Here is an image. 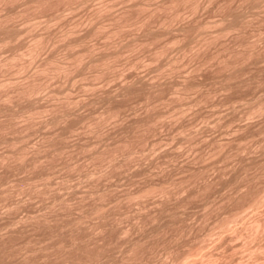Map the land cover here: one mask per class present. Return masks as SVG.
<instances>
[{
    "label": "rangeland",
    "instance_id": "rangeland-1",
    "mask_svg": "<svg viewBox=\"0 0 264 264\" xmlns=\"http://www.w3.org/2000/svg\"><path fill=\"white\" fill-rule=\"evenodd\" d=\"M108 1H109V3L111 1V4L113 3L112 7H111V11L109 9V11L111 13L114 11L117 12V10L120 11L121 8L124 9L126 6L128 7L135 0H132V1L131 0H118V1L117 0H108ZM108 1L106 0V2H108ZM203 1H204V3H203ZM216 1L217 0H215V1H213V0H200L201 7L198 8L199 9V10H197L198 13H197V11L194 14L191 12H186L185 14H183V16L185 15V17L180 16V18L176 19V21H174L172 23L170 33L172 32L173 34L171 33V36L174 35L175 31H176L175 34L178 33L177 27H179L178 25H180V23L182 24V22L184 20L189 19L187 21H184V22H189V21H192V20H190V18L195 19V18H199V17L202 18L201 20H205V21H209V20L211 21L212 19H213L212 21L219 20L224 11L216 9V5H215V4H217ZM21 2L23 3V0H18V2H17V0L16 1L11 0L12 4L9 3V4H7L9 6H7V5L5 6V5L1 4V1H0V15H3L5 13L4 11L9 9V7L11 10L14 9L13 12L18 11L19 12L18 14H20V15L17 14L13 17V19L11 20L12 21L11 25L14 24V27H17V29H18V27H19V29H20V27L21 28L25 27V29H26V27L29 26L28 27L29 29L28 28L26 29L28 31L22 30L23 28L20 29V33L14 39L15 41L14 40L11 41L12 43L9 42V44H7L6 46H5V44L4 45L0 44V63L3 59L5 60V58H8L11 56V51H13L12 50L13 48L17 49V47H18V50L20 51V53L23 52L22 50H20V48L21 49L23 48V50L25 51L26 46L29 45L28 43H31V41H32V39L30 37L33 38L32 35H34V36L38 35L37 34L38 32H39V34H42L40 32H44L46 35V34H48V32L46 33V30H48V31H50V33L52 32V33L58 34L60 32L59 29L65 30L66 28L70 29V27H71L72 30H74V29L76 30V31H74L73 34H75L77 32L78 35L79 34L81 35V33H84V30L86 33V29L88 30V28H90L91 25L89 27L86 26V25H89L90 23L88 24L87 18H84V17H86V16L88 17V15L91 13L90 10L95 9L96 7H98V5H102V3H104L103 0L102 1L101 0H91V1L88 0V1H86L85 5H82V6L80 5L79 7H78V5H76L73 7V9L72 8L68 9L62 5H58L59 8L57 6L58 10H56L58 12H56V11H54V12L58 13V15L59 14H61V15H59L57 19L54 18L52 20L50 17L51 12L53 13V10H55L56 7L53 8V10L52 9H48V10L46 9L44 11L39 10V12H38V10L37 11L35 10V12L33 14H31L32 15L30 17L31 19H29V21H26L28 23H25L24 16L21 14V13H23V8L25 7V5H23ZM88 2H89V5H88ZM97 2H98V4H97ZM209 2H211V3H209ZM10 4H11V6H10ZM202 4H203V6H202ZM121 5H123V6H121ZM262 5H264V3ZM91 7L92 8L94 7V8L92 9ZM262 7H258V8L252 7L253 9L249 8V9H247L246 12L248 15L250 14L252 16L251 18H254L255 16L258 18V16H260V14H262L264 16V7L263 8ZM4 8H7V9H4ZM113 9H114V11H113ZM59 10L61 11V13ZM23 14H25V13H23ZM195 14H197L196 15L197 17H194ZM250 15L248 18H250ZM49 18H50V20H49ZM47 20H49V22ZM77 20L78 21L84 20V22L82 23V21H80L81 23H79ZM40 21H42V22H40ZM253 21H254V19H253ZM71 22H73V23H71ZM106 22L104 21V26H105V28L108 29L109 26L106 27L107 25H105V24H108V22L107 23ZM260 22L261 21H259L257 19V22H252L253 26L249 25L246 28V29H248L247 31H245L246 33H244V35L245 34L246 35L245 36L243 35L245 39L247 38L250 41L253 39L252 42L259 36H260L259 38L261 39V35L264 34V22L263 23L261 22V24H260ZM33 25H34V27H33ZM71 25H74L75 27L71 26ZM152 25L156 28L158 27L157 24L152 23ZM260 25H262V26H260ZM64 26H65V29H64ZM153 26H152V28H153ZM260 27H261V29H259ZM105 28H104V30L102 29V32H99V33H101L100 34L101 36L97 35V34L95 36L93 35V36H91V38L90 37L87 38L88 40L86 39L87 41L85 43H83V45L80 44L78 46L82 47L81 49H83V47L88 46L87 45V43H88L89 47L92 46L93 47L92 50L94 49L95 52H97L98 49L100 48L99 52H97V53H100V51L103 50V48L106 49L104 47L105 46L104 43H105V41L107 42V39L105 40L104 33H103L105 31ZM138 28L135 25L127 26L125 28V31H124L125 34H124L122 40L123 41L126 40L127 42H129L130 39L132 40V38H134L133 36H135V34L137 36L138 35L137 33L141 32V29L140 28L138 29ZM62 30H61V32H62ZM256 30H258L257 32L260 33V35L258 33L257 34L255 33ZM195 31H192V32H195ZM44 33H43V35H44ZM170 33H168V37H170L169 36ZM73 34H72V36L74 37ZM194 34L198 35V32H195L193 34L190 33L191 37H195ZM82 35H84V34H82ZM257 35H259V36H257ZM166 36H164V37H166ZM124 37H127L128 40ZM19 38H21V39H19ZM235 38H236L235 34L233 36L232 32H227V33H225V35L220 36V38H217L219 41L216 39L218 42L215 40L216 42L214 41L213 43H211V45L209 44L208 47H211V48H208V50L210 49L211 50L210 52H213V51H215L214 48L215 49L217 47H218L217 49L221 48L222 45L219 47L220 44H223V46L228 44L227 45L228 47L233 46L234 48H236V45L238 46L239 44H238V40L236 39L237 40L236 41ZM259 38H257V39H259ZM262 38H264V37H262ZM116 39L114 38L113 41H115ZM163 39L164 38H162V40L161 39H158V40L152 39L150 41V43H148L145 46L146 48L144 47L141 49L142 51L140 49L134 50V51H125L120 57L117 58V60H118L117 63L119 62L120 64L118 63L119 65H117L114 68V70H111L113 73L111 71L109 72V75H112V76L108 79L98 78V77H95L94 75H93L94 76L93 77V76L89 75V74H91V72L89 70H88V72H90V73L87 72V74H88L87 78L88 79L85 78V76H83L81 74L79 75L78 74L79 71H77V70H76V72L73 71V73H71L69 78H66L68 76H66V77L62 76L59 78L58 77L59 75L57 76V75H52V74H50L48 77L47 76L42 77V75L41 76L39 75L40 78L42 77V82H44V84L47 85V87L45 85V87H46L45 91L46 92L48 90H52L55 88H56V90L60 91L61 90L60 88H62L61 93L64 96V94L66 93L65 91H63L64 88H65V90H68L67 88H69V89L72 88V92H71V89H70V92H71V94L74 93L75 97H77V98L78 97L79 98L85 97V102H83L84 99L80 98L82 100L83 104L81 103L82 105L80 104V105H78L79 107L77 106L74 108L76 114H77V112L79 114L76 115L74 113L75 115L71 114L69 116H65V118H64L65 121H63V118H62L61 119L62 123L59 121L60 124L58 122L54 123V121H51L52 122L51 123L49 121L50 115H48V114H46V115L43 114L42 116H41V114L35 115V116L33 115L32 117L30 116L31 118L29 116H23V115L22 116H16L15 118H13V123H12V121H10L12 119L10 118V120H9L10 116H7V114H6L7 112L3 113V114L0 113V115H2V116H0V122H2L0 126H2V124L5 126L6 122H9V121L11 122L8 125L6 124V126H5L6 128L4 126H2V128L4 127L5 130H3L4 128L0 130V132H1L0 137L3 134V136H5L4 139H6V142H5L3 137L0 138L1 140H4V142L0 140V161H1L0 162V264H32V263L33 264H162V263L163 264H174V263L175 264H183V263L184 264H190V263L194 264V262L196 261L194 259V257L195 256L197 257L196 254L199 253L198 250L200 251L199 255L202 254L201 253L202 251H203V253L206 252L207 254L206 253H205L206 255L204 254L206 257L210 256L209 254L212 253L211 257H213V259L210 258V260H211V262L213 261L212 262L213 264H216V263L220 264L221 261L223 262L224 259L225 260L227 259L230 261V263L227 262V264H240L241 261L244 264L246 263V261H247V264H254V263H256V260L255 261H253V260L256 259L258 256H259V258L262 256V254L260 256V254H258V253H261V252L264 253V251H263L264 250V247H263L264 246V242H263L264 233H262V232H264V229L261 228V230H259L260 233H258V234L256 233V235H258L259 237H256L255 235H253V236H255V238L253 237V239H252L254 241V243L252 240L249 242L247 241L248 239H251L252 236L249 235L251 238L248 236H245V238L247 237V239L245 240V238H243L244 236L242 237L243 234L242 235L239 234L241 231L242 232L244 231L243 229H246V227L245 228L242 227L243 224H242V226H239V224H241L240 223L241 219L242 220L244 218L246 219L248 216L250 217L252 215H255V217L258 216L261 218H262V216H264V208H263L264 206L261 205L262 203L260 204V206L262 208L260 206H257V208L259 209V211L257 213L259 214V212H260L259 215L255 214L253 212V210L257 211L258 210L257 208H256L257 210L248 208V209H245L243 211V213L241 215L242 217H240L237 221H232L229 223V225L231 224L232 227H234V226L239 227L240 232L236 231V233L238 232V235H236L234 233L236 228L234 229L233 232H231L233 229L230 225V228L232 229V230H230L229 225H228V229H225L226 231H220L219 232V231H216V229H215V230L211 231V233H209L210 235L207 234L206 238L204 237L205 238V240H204L203 234H205V233L202 230L205 231V229H204L205 227L203 228L201 226L202 225L204 226L206 224V226L209 225L206 228L207 229L210 228V224H214V222H215L214 218L216 219L217 215H220L222 213V212L219 213L220 212L219 210H221V207H222V206L220 207L219 205L221 203L223 204V201H224V204L227 202L226 201L227 199L224 200V198L228 197L229 194L230 195H234V193L236 194L237 191H238L237 193H239L242 189L246 188V187H244V186H246V184L244 183V180H240L239 178L236 179V176H238V175H241V176L245 175L246 172H244V171H243L244 173L240 172L241 170H244L242 168H244V166L246 165L247 167L245 166V169H246L247 173L249 174V171L252 170L250 172V176L254 175L255 172L257 171V168L253 164L252 161L257 160V163H258V161L260 162L262 160L261 162H263V160H264V152H263V148H264V146H263V144H264V114H262V116L261 115L260 116L259 115H253V118H252V115H250V116L242 115V114H244L242 112L245 111L247 108L245 103L248 102L247 99H249L251 97V95H253V93L255 95L264 94V65H261V66H263V68L258 69L259 65L262 64L260 61H258V62L255 61L256 62L255 63L253 59H252L253 62H251L249 59H248L249 61L246 60L247 62L246 61L244 62V63H246L245 66H244V64L242 65L243 66L242 69L245 68V71H243L241 69L243 74L239 73L241 75V76H239V78L240 77L243 78V76H245V79H246L248 77H251L252 75H256V73L258 72V74L259 73L261 74V75L259 74L260 76H263L262 78L259 77L260 83L257 82L256 84H254V83H251L249 85L247 84L248 87H247V85H243V86H241V89H240V87L236 88L235 89L236 91L234 90L235 93L230 92V96L228 94L229 91L226 92V90H224V92H226V94H228V95L225 94L226 95L225 96V95H223L224 93H222L223 89H218L219 83L217 84L218 88L216 87V89H218V90L217 91H216V89L214 90V88H215L214 86H216V85H214L215 81H213V80L216 77L218 78V76H219V71H215L217 69H216V66H214L215 65L214 62H212L214 65L211 63V60L210 61L207 60L208 64H207V62H204L205 64L204 63L200 64L201 61L198 60L199 58L195 59L196 57H193L196 53L195 48H197V46H194L196 40L193 43L191 42V45H193L192 46L193 49L191 48L192 50H190V52H188L189 57L187 54H185V55H187V57L183 56L181 52H180L181 54H178L179 51H177L178 49H177L176 45L170 44L168 42L167 43L168 46L166 45L168 48H167V50H165L166 57H169L168 59H171L170 57L177 58L178 55H180V56L177 58V60L175 62L176 67L173 70H171L172 72L167 71V73H165L164 75L163 74L160 75L159 72L157 71L158 66H159V65L157 66V64L164 62L167 58L164 57V55H165L164 54L162 56V58L156 57L155 59H151V52L149 50H151L150 45H152V46L155 45V44H151V43H153V42L156 43V41H157V43L158 42L160 43V41L163 42ZM194 39H197V36L195 38H193L192 40H194ZM55 40L56 39L52 40V42L54 41L53 43H49V45H46L43 49H41V51L38 52L36 57H33L35 61L34 60H32V61H34V63H30L32 61L29 62V60L33 59L32 56L30 55L31 56L30 57L28 54H24L26 52H23L24 55H23V58L21 56V59L23 60L25 58L24 59L25 61L23 60L25 62V66L20 68V70H19V68L16 69L15 67H13V66L10 67L9 65H7L6 67H3V68H2V66H0L1 67L0 68V79H1V81L2 80H3V82H4V80H5V82L7 81L6 82L7 84L6 83L5 84L8 85V87L10 84L15 85V84H19L22 81H28L31 79V76H32L31 73L34 72V69L36 71V69L39 67L38 62L42 59L45 60L46 58H48L50 56L49 54H51V55L56 54L61 58L65 57L66 56L65 54L67 53V47L65 48L64 42H62L63 40L62 41H60V40L55 41ZM110 40L112 41V39H110ZM165 40H166V38H165ZM262 40H264V39H262ZM126 41H124L123 43H126ZM257 41L258 40H256L255 42H257ZM261 41H259V42H261ZM259 42H258V45H261V43H264V41H262L260 44H259ZM14 43H15V45H17L16 47H15V45H13ZM22 43L23 44L27 43V45L24 44V46H25L24 47L22 45ZM84 44H86V45H84ZM230 44H231V46H230ZM10 46H12V47H10ZM240 46L241 45H239V48H240ZM46 47H48V48H46ZM147 47H149L148 48L149 50L147 49ZM108 49L110 50L113 48L109 47ZM108 49H107V51H108ZM74 50H77L76 47ZM78 50H80V49H78ZM68 52H69V49H68ZM192 52H195V53H193L194 55H192ZM7 54H8V56H7ZM148 54H150V55H148ZM27 55L31 59H28ZM149 56H150V59H149ZM65 58L66 59L63 58V60H67V57H65ZM134 58H136V59H134ZM184 58H185V60H184ZM129 59H130V61L131 60H138L137 64L131 65L129 62ZM22 60H20V61H22ZM26 60H28V61H26ZM160 60H164V61L159 62ZM197 61H200V62H197ZM26 62L27 63L29 62L30 64L26 65ZM40 62L42 63L43 61H40ZM0 65H3V64H0ZM197 65H199V66H197ZM36 66H38V67L36 68ZM248 66H250V67H248ZM29 67H30V69H29ZM214 67H215V69H214ZM14 68H15V70H14ZM155 68H157V69H155ZM250 69H251V71H250ZM257 69H258V71H257ZM116 70H118V71H116ZM253 71L255 73H253ZM114 73H115V75H113ZM216 73L218 76H215ZM250 73H253V74H250ZM29 74H31V75L29 76ZM249 74H250V76H248ZM190 75L192 78L194 77L193 80H195V77H196V81L201 80V82H203L202 89L204 88L205 90H207V89L204 86L207 84L208 88H209L210 87L209 84H211L212 83L211 81H213L209 90L213 89V91L217 92V93L216 94L212 93L213 95L211 96V100L209 99V100L205 101L204 103L201 102V103H197V104L192 105V102L190 103L191 100H189V99H192L194 97L192 95H196V93H194V94L192 93V94H190L191 96L188 97V99L186 98L187 100H189L187 103H186L187 100H185V99H183L181 102L177 101L176 103L179 104L178 106H177V104H175V102H174V105H172L173 103L170 104L167 102L166 103L164 102L163 104H162V102H155V104L156 103H160V104L153 106V108H151V112L153 113L154 111L157 110L156 112L162 113V111H163V113H162V116L161 115L155 116L153 118V116H147L150 113L149 112L150 109H147V107H145L146 103L144 102L145 101L144 96H143L144 92L142 90H141L142 92H140V90H139L132 97H130L129 100H127L126 102L123 101V103H122V101H121L122 106L120 108L121 113L119 116L110 117L109 119L105 120L106 122L103 121L102 124L100 125V128L99 127L95 128L96 124L92 123L93 121H91L92 117L95 120L97 119L99 121V118L101 119L103 117V116H101V113L104 111V108L106 107V104L102 103L103 101H101V102L99 100H97L95 102L92 101L94 98H96L95 95H97L98 97L101 96V95H99L100 89H102V91L104 92L105 91L104 89H106L109 86L108 89L109 90L114 89V90H112V92L113 91L115 92L120 88L118 86H121V84H123L122 83L123 81H124V83H126L128 80H130V81H128L130 83V82L136 81L138 79L141 80L140 78H142V81H140V82H143V78L144 79L146 78L143 83H147V84L149 82H151L150 84H152V82L155 84V83H158V81L160 82V80L163 82H164V80H169L168 82L166 81V83L165 82L163 83V85H165V84H169V82L171 83L172 80L174 82L175 81L177 82V81L182 80L183 77H185V76L189 77ZM207 77H209V79ZM135 78H137V79L134 80ZM197 79H199V80H197ZM106 80H107V82H106ZM151 80H153V81H151ZM205 80L209 81L210 83L209 82L207 83ZM88 81H89V83H87ZM154 81H156V82H154ZM261 81H263V82H261ZM84 83H86V84H84ZM12 85L10 87H12ZM82 85H84L83 87H85V85H86V87L91 86L92 89L90 87H89L90 89L85 88V89H88L85 91V90H83L84 89L83 87H82L83 89L81 88ZM94 86L97 90L94 88ZM49 87L52 89H48ZM53 87H55V88H53ZM117 87H118V89H116ZM164 87L167 88L168 86L166 85ZM45 91H42L36 97L37 101H39L38 103L36 101V103L38 105L44 106L47 103H49V100H50L49 104H51L52 98H48L49 100L47 99V97H48L47 95H49V97H50V93H48L49 92L48 91L46 96H44L46 93ZM102 91L100 92L101 94H102ZM61 93H59L60 94L59 96L62 98L63 96H61ZM240 93H241V96L243 94V97L240 96ZM74 94L72 96H74ZM165 94L167 96H169L168 92ZM217 94H218V97L216 96ZM233 94L234 95L237 94V96L238 97L240 96L241 98L240 97L239 98L234 97ZM93 96H95V97H93ZM215 96L217 98H215ZM221 96H222V98H221ZM227 96H229V97L227 98ZM244 96H246V97H244ZM247 96H249V98H247ZM44 97H46V98H44ZM218 98L219 99L221 98L222 100H219ZM225 98H226V100L233 98V101H231L232 99H230L229 101H224V103H221L223 100H225ZM94 100H96V99H94ZM218 101H221V102L217 104ZM236 101H237V103H236ZM244 101H246V102L244 103ZM25 102L26 101H24V104H25ZM179 102L182 103L181 106H180ZM215 102H216V104H214ZM248 103H247V105L249 106L250 103L249 104ZM169 104L172 106H175V107H170ZM199 104H200V106H199ZM127 105H128V107H127ZM179 106H180V108H182V109L179 108L180 111L181 110H184V111L179 113V111H178ZM243 106L246 107L245 110H243L244 109ZM174 108H175V110H174ZM176 108H177V110H176ZM183 108H185V109H183ZM231 108H233L235 111ZM221 109H223V110H221ZM160 110H162V111H160ZM173 110L175 112L177 111L179 115L177 114V112H176V115H174L175 112ZM241 110H243V111L240 112ZM195 111L198 114L195 113ZM232 111H234L236 115ZM89 113L92 114V116H90L91 119H88V118H90L89 116H85L88 119L87 120L83 115L84 114L87 115ZM145 113H147V114L145 115ZM5 114H6V116H5ZM81 114H82V116H81ZM182 114H183V116H182ZM81 117H83L82 120H81ZM146 117H148V118H146ZM145 118H146V120H145ZM150 118L152 121L150 120ZM31 119H32V122H31ZM253 119H255V120L253 121ZM4 120L5 121L9 120V121L5 122ZM135 120H136V122H135ZM138 120L139 121L141 120L142 122L148 121V123L146 124L147 125L146 128L150 127L149 129H147V131L148 130H150V131H148V132L145 131V133L142 135L143 141L140 139L139 140L140 145H138V147H139L138 151L140 153L135 152L133 155L129 156L128 158H129L130 162L128 161V163H127L128 159L125 158L126 156H123L120 152L115 153L117 156V157L115 156L116 160L114 159L115 163L117 161H118L117 163H119V164H115V165H113L114 160L110 159L111 162H110V160L108 161L109 158L108 159L105 158L104 157L105 155L100 157V158L92 157V156H94V152L97 153L98 151L100 152V150L103 151V149L106 151H109V149H114V147L117 144H120L121 141H119V140L125 138L126 135L130 133V131L134 127L132 124L137 123ZM149 122H151V124L153 126L151 124H149ZM63 124H67V125H65V127H64ZM68 124L69 125L71 124L70 128H71V126H73L71 128V130H69V131H67L68 129L66 130V127L69 126ZM91 125H92V127H91ZM130 126L132 127V129ZM246 126H249V127L246 128ZM96 129H99V130H96ZM152 129H154V130L151 131ZM62 132H65V133L61 135ZM126 132H127V134H126ZM241 132H242V134H241ZM124 133H125V135H123ZM59 135H60V137H59ZM235 135H237L239 137H237ZM241 135H242V137H241ZM186 136H187V139H186ZM51 137L52 138L54 137L55 141L51 140L52 139ZM61 137H64V138H61ZM12 138H13V140H12ZM182 138H183V141H182ZM7 139H9L10 142ZM44 140L46 141V143L48 142V145L45 143ZM227 140H230L232 142L236 141V146H238L239 144H243L242 142L244 141V147L241 145L240 149L238 151H236L234 143L231 144L232 142H230L231 147L232 146H234V147L231 150H229L230 146H228L229 148L228 147L227 148L229 151L234 150L233 153L236 156L234 154H232L233 156H230L227 159L226 158L224 159L223 153L225 152L224 150H225L226 146L222 150L223 153L219 154L221 151H219V150L217 151V149H219V147H217V144L219 142H226ZM43 141H44V145L46 144L48 147L51 145L50 141H54L55 146H54V144H52V146L49 147L50 149L47 148V146L43 145L44 148L46 147L44 150L48 153V155L50 154V150H54V149L58 150V148H59L60 149V150H58L59 152L57 151L58 154L56 153V150H55V152L51 151V154L49 155V157L47 155L48 158H46L45 154H47V153L43 150V146L41 145ZM215 141L218 143L216 144ZM238 141H239V143H238ZM212 142H215L216 146L214 145V147H216V148L212 147L211 148L212 150H211L210 147L212 146ZM227 142L229 143V141H227ZM167 143H169V144H167ZM220 144L221 143H219V145ZM223 144H226V143H223ZM22 145H24L25 149L27 148L26 152H25V155H27V156H24L26 158V159L24 158L26 160V162L22 159L23 157L21 158L22 161L25 162V163L23 162L24 165H23L21 160L17 159V158H19L17 156L18 151H19V153H22V150L25 151V149H23L24 147ZM58 145L60 147H58ZM21 147H23V148H21ZM56 147H58V148H56ZM36 148H38V149H36ZM61 148H62V150H61ZM140 148H141V151H140ZM171 148H172V150H171ZM221 148H223V147H221ZM14 149L17 152H14L15 151ZM18 149H20V150H18ZM39 149H41V151ZM47 149H49V150L47 151ZM213 149H216L217 153L215 151H214L215 153H213L212 152ZM12 150H14V151H12ZM169 151H171V152H169ZM10 152H12V153L14 152V154H12V153L11 154L15 155L17 157H14V156L12 157ZM37 152H39V154ZM43 152H45V153H43ZM52 152H54L55 154ZM147 152H148V154H147ZM7 153H9V155H10L9 157H8ZM153 153H155V154L153 155ZM159 153L161 154L160 157H159ZM238 153H239V155H238ZM242 153H244V154H242ZM201 154H204V155H201ZM2 155H5V157H1ZM51 155H54V156L52 157ZM6 156H7V158H6ZM172 156H173V158H172ZM199 156H200V158H199ZM221 156H223V158ZM27 157L29 160L27 159ZM29 157H31V158H29ZM103 157H104V159H103ZM133 157H134V159H133ZM33 158H34V160H33ZM93 158H94V160H93ZM130 158H132V159H130ZM259 158H261V159H259ZM30 159L33 160L32 163L28 162V161H31ZM35 159L37 162L35 161ZM121 160H123V161H121ZM34 162H36L35 163L36 165L34 164ZM138 162H139V164H138ZM249 162H250V165H252L253 167L249 165ZM122 163H125V164H122ZM241 163H243V164H241ZM255 163H256V161H255ZM26 164H27V166H26ZM242 165H244V166L241 167ZM215 171H217V172H215ZM87 172H89V173L87 174ZM91 172H93V173H91ZM194 172H195V174H194ZM199 172L201 174L203 172L204 173L203 176H205V178L207 177L206 180L207 181L210 180V182L212 180V182H213L212 184H214V185L211 186L212 189L211 190L209 189V193L207 192L206 195L204 194L202 196H194L193 197L191 195V192L195 188V186L193 184V182L195 183V181H192L194 179V177H192V175L194 174L195 176H197L198 174H200ZM162 173H164V174H162ZM238 173H241V174H238ZM201 174L198 176H201ZM185 175H186V179L189 175H190V177L193 178V179H191V182L189 181L190 177H188V180H186L184 178ZM166 177H167V179H170V178H171V180L174 179L175 185H177L179 183L180 179L182 181L185 179L186 181H189V183L187 182L189 188L186 186V183H182V185H181V181H180L179 184L183 188L178 186L179 185L178 184L177 189H172V192H173V190L176 192H174L173 194L172 193L170 194V197L168 199H171V200H169V201L167 200V202L165 201L166 205L163 201H161V202H163L162 204L164 205V207L160 202V200H163L164 197L162 195H159L160 193H158V192L157 193H146V194L143 193V195H141L140 191H138V189L139 190L144 189V191H145V188H147V185L149 184L150 180H151V182L153 180H155L153 182H156V181H160L163 178L166 179ZM247 177H249V175ZM200 179L201 178H199V179L196 178V182H198L196 184L199 185L200 181L202 184V179L201 180ZM185 180H184V182H186ZM176 181H177V183H176ZM229 181H230V183H229ZM45 184H46V187L47 186H49V187L45 188ZM215 184H217V185H215ZM231 185H232V187H231ZM170 187L176 188V186L175 187L170 186ZM96 189H98V190H96ZM93 190L94 191L96 190L95 193ZM100 190H101V192H100ZM142 191L143 190H141V192ZM97 194H98V196H97ZM188 194H189V196H191L190 198H189ZM128 196H130V197H128ZM158 196L161 198L163 197V198L159 200ZM203 196H205V197L209 196V197H206V198H208V200L205 201V197H203ZM183 197H184V199H183ZM187 197L189 198V201H187V199H188ZM180 199H181V201L186 200V201H184L185 203H183L184 205L182 204V206L179 205V202H181V201H179ZM193 199H195V200H193ZM59 201H60V203H59ZM176 201L177 202L179 201V202L177 203ZM63 202H64V204H63ZM158 202H160V204ZM96 204L97 205L102 204L101 205L102 209L99 211H95V209L93 207ZM173 204L175 205V207H177L178 205L180 207L178 206L177 207L178 209H177L174 207ZM215 205H218L220 207V209H219V207L217 206V208L219 210L214 207L215 209L218 210V212H214V211H217L213 208V206H215ZM207 206H209V207H207ZM165 207H166V209H165ZM172 207H174L175 210L177 209V211H174V209ZM162 208L164 211L160 210ZM207 210L209 213L207 212ZM247 210H249V211H247ZM100 211L101 212L103 211L102 214H100ZM110 211H112V212H110ZM160 211H162V212H160ZM245 211H247L248 213L247 212L245 213ZM172 212L174 215L171 214ZM175 212H177V213H175ZM251 212L253 214H251ZM206 213H208V214H206ZM213 213H216L217 215L216 214L214 215ZM103 214H105V217H104L105 220L102 218ZM107 214L108 215L111 214V215L108 217ZM176 214H177V216H176ZM144 215H145V218H144ZM207 215H209V216L207 217ZM78 216L79 217L81 216V217L79 218ZM147 216L149 217V219ZM174 216H176L177 218ZM75 217H77V219ZM159 217H161V218H159ZM170 217H172L173 219ZM205 217H207V218H205ZM249 217H248V220L251 218V217L250 218ZM33 218L35 221L33 220ZM108 218H110L109 219L110 221L106 220ZM112 218H114L115 220ZM201 218H202V220H201ZM80 219L83 222L78 221L76 223V221L80 220ZM145 219H146V221H145ZM204 219H206V220H204ZM70 220L71 221L73 220V222L75 220V225H72ZM102 220H103V222H102ZM248 220L247 221L245 220V221L246 222L252 221L251 219L249 221ZM167 222H170V224L169 223L167 224ZM199 222H201V223H199ZM246 222H244V224ZM78 223H79V225H78ZM99 223H100V225H101V223H102V225L108 224L102 228L100 227L101 228L100 230L102 231L101 233H100L99 228H97ZM111 224H112V226H111ZM199 224H201V225H199ZM70 225H72V226H70ZM166 225L169 227L167 229V232L164 233L163 231L160 230L159 227L166 226ZM75 226H76V228H75ZM70 227H72V228H70ZM186 228L189 230L186 231ZM192 228H193V230H192ZM72 229L75 230V231L73 230L72 232H73V234L74 233L76 234V235L74 234L76 237H73L74 235L73 236L71 235ZM207 229H206V231H207ZM159 230H160V232H159ZM182 230L183 231L185 230L184 233H182L183 232ZM217 230H218V228H217ZM198 231H201L200 232V238H202V239H197L198 240V242H197L195 239L198 238V236H197V235H199V233L197 234ZM214 231H216V232H214ZM247 231L248 230L246 229V232L244 235H247ZM202 232H203V234H202ZM221 232H222V234H221ZM230 232L233 234H230ZM195 234H196V237H194ZM215 234H216V237H215ZM225 234H227V236L229 234L232 236L229 235L230 237L229 236L226 237ZM234 234L236 236L233 237ZM260 234H261V236H260ZM222 235H224L223 238H222ZM70 237L73 238L72 239L73 241H76L75 245L71 244L72 240ZM220 237L222 238V241L224 243L221 241ZM76 238H77V240H76ZM209 238L212 239V241H210ZM240 238H242V239H240ZM161 239H162V241H161ZM236 239L239 240V242L236 241ZM255 239H257V240H255ZM137 240L140 242L139 243L140 248H142L141 246H143V245H144V247L147 245L146 250L143 249L144 247L142 248L143 253L141 255L142 258L140 259V261H137L134 259H129V254H128V250H127L128 247L130 246V243L137 241ZM201 240H202V242H201ZM101 241H102V243H101ZM142 241L144 243H142ZM246 241H247V243H246ZM193 242H194V244H193ZM207 242H209V243H207ZM217 242H219V243H217ZM260 242L263 244H260ZM94 243H95V245H94ZM203 243H205V244H203ZM214 243H216L217 246H215ZM231 243H233V244H231ZM87 244H90V245H87ZM100 244H102V245L100 246ZM199 244L200 245L203 244V245L199 246ZM256 244H259V246H261V247H258V245H256ZM218 245H219V247H218ZM84 246H87V247L84 248ZM95 246H97L98 248H96ZM165 246H167V247L164 248ZM197 246H198V249H197ZM168 247L170 248V250H172V249L178 250V251L184 250V252H185L184 258H181V260H180V258L177 260L174 259V257L172 256L173 253L171 251H165V249H167ZM210 247L211 248L213 247L214 249L213 248L211 249ZM253 247L255 249L257 248L256 253L258 251H261V252H258L257 253L258 255H257V254H253L254 251L252 250V251H250V253H252V256H251V254L249 253L248 250L249 249L251 250ZM237 248H240V249H237ZM259 248H263V249L258 250ZM193 249H194V252L191 254V250H193ZM220 249H221V251H220ZM225 249H226V251H225ZM216 250L218 252H221V253L217 254L218 252ZM236 250H238V251H236ZM146 251H147V253H146ZM235 251H236V253H235ZM80 252L81 253L83 252L84 254L82 253V255H81V254H79ZM170 252L172 253V255ZM161 253H163V254H161ZM187 253H189V254H187ZM94 254H95V256L98 255V257L96 258L94 256ZM45 255H47V256H45ZM83 255H85V256H83ZM188 255L191 257V259ZM253 255H254V257L255 256L256 257L251 259L253 261V263H252V261H249V260H250V257H253ZM217 256H219V257H217ZM241 256H243V257H241ZM199 257H197V261H198V259H200ZM216 257H217V259H216ZM247 257H249V258H247ZM81 258L83 260H84V258H87L86 260H88V258H89V261L88 262L85 261V263H82ZM91 258H93V259H91ZM222 258H224V259H222ZM230 258H232V259L230 260ZM261 258H262V260H261ZM261 258H260V260L263 261L264 260L263 256ZM78 259L80 261H77ZM225 260H224V263H221V264H226ZM218 262H220V263H218ZM198 264H199V262H198Z\"/></svg>",
    "mask_w": 264,
    "mask_h": 264
},
{
    "label": "bare ground",
    "instance_id": "bare-ground-1",
    "mask_svg": "<svg viewBox=\"0 0 264 264\" xmlns=\"http://www.w3.org/2000/svg\"><path fill=\"white\" fill-rule=\"evenodd\" d=\"M1 1V4H3V5H7V4H9V3H11V0H0ZM13 1V0H12ZM16 1V0H15ZM86 1H88V0H23V5H25V7L23 8V13H25V14H23V13H21L23 16H24V20H25V23H28V22H26V21H29V19H31L30 17L32 16L31 14H33L34 12H35V10L37 11L38 10V12H39V10L40 11H44V10H48V9H52L53 10V8H55L56 7V9L55 10H53V13L51 12V20L52 19H54V18H58V16L59 15H61V14H59L58 15V13H56V12H58V11H56V10H58V8H59V6L58 5H62V6H64L65 8H72L73 9V7L74 6H76V5H78V7L81 5H85L86 4ZM91 1V0H90ZM102 1V0H101ZM108 1V0H107ZM118 1V0H117ZM132 1V0H131ZM213 1H215V0H213ZM264 0H217L216 2H217V4H215L216 5V9H218V10H221V11H224L223 13H222V15H221V17H220V19L219 20H214V21H205V20H201L202 18H190V20H192V21H189V22H184V21H187V20H189V19H187V20H184L183 22H182V24L180 23V25H178L179 27H177L178 29V33L177 34H175V32H174V35H172L171 36V33H170V31H171V25H172V23L174 22V21H176V19H178V18H180V16H183V14H185L186 12H191V13H195L197 10H199L198 8H200L201 7V3H200V0H135L131 5H129L128 7L126 6L124 9H122L121 8V10L119 11V10H117V12H115L114 11V9H113V11L114 12H111L110 13V11H111V7H112V4H111V1H110V3H109V1L108 2H106V0L104 1L103 0V2L104 3H102V5H98V7H96L95 9H93L92 7V9L93 10H90L91 11V13L88 15V17L86 16V17H84V18H87V23L89 24V25H86V26H90L91 25V27L90 28H88V30L86 29V33H85V30H84V33H81V35L79 36L78 34H77V32L75 33V34H73L74 33V31H76L75 29L74 30H72L71 29V27H70V29H68V28H66L65 29V26H64V29L65 30H62V32H61V30L59 29V33L58 34H55V33H50V31H48V30H46V33L48 32V34H46L45 35V33L44 32H40V33H42V34H39V32L37 33L38 35H32L33 36V38L32 37H30L31 39H32V41H31V43H28L29 45H27V43H24V44H26L27 46H26V48H25V51L23 50V48L21 49L20 48V50H22L23 52H26V53H24V54H28L29 56L31 55L32 56V58L33 57H36V55L38 54V52L39 51H41V49H43L46 45H49V43H53L52 42V40H54V39H56L57 41L58 40H60V41H62V42H64V45H65V48L67 47V53L65 54L66 56L65 57H67V60H63V58L64 59H66L65 57H63V58H61V57H59L58 55H54V54H49L47 57L48 58H46L45 60L44 59H42V60H40V61H43L42 63L39 61L38 62V66H36V71H35V69H34V72H32L31 74H32V76H31V79L30 80H28V81H22V82H18L19 84H10L9 85V87H8V85H6L7 83V81L5 82V80H4V82H3V80L1 81V79H0V113H6L7 114V116H10L9 117V120H10V118L12 119V120H10V121H12V123H13V118H15L16 116H35V115H40L41 114V116L43 115V114H48V115H50V117H49V121L51 122V121H54V123L55 122H58L59 124H60V122H61V119L63 118V121H65L64 120V118H65V116H69V115H73L74 113L76 114V112H75V110H74V108L75 107H77L78 105H80L81 103H82V100L80 99V98H82V97H75V94H74V96H72L73 94H71V92H72V88H70L71 89V92H70V89L69 88H67L68 90H65V88H64V90L63 91H65L66 93L64 94V96L62 95V93H61V90H62V88H60L61 90L59 91V90H56V86L55 87H53V88H55V89H52V88H48V89H52V90H48L47 92L48 93H50V97H49V95H47L48 97H47V99L48 98H52L51 99V104H49L50 103V100H49V103H45L46 105H38L37 103L39 102V101H37V99H36V97L38 96V94L39 93H41L42 91H45V89H46V87H47V85L46 84H44V82H42V77H44V76H49L50 74H52V75H59L58 77L60 78V77H62V76H64V77H66V76H68V77H66V78H69L70 77V75H71V73H73V71L74 72H76V70L77 71H79V75L81 74V75H83V76H85V78H87V76H88V74H87V72H88V70L91 72V74H89V75H91V76H95V77H98V78H102V79H108V78H110L112 75H109V72L111 71V70H114V68L117 66V65H119L118 63H117V58L118 57H120L125 51H134V50H138V49H142V48H144L148 43H150V41L152 40V39H155V40H158V39H161L162 40V38H164L163 39V42H161L160 41V43L158 42L157 43V41H156V43L155 42H153V43H151V44H155V45H150L151 46V50H149L148 48L150 47L149 45V47H147V49L151 52V59H155L156 57H161L162 58V56L166 53L165 52V50H167V43L169 42L170 44H173V45H176V47H177V51H179V53L178 54H181L182 53V55L183 56H186L187 57V55H188V52H190V50H192L193 48H192V46L193 45H191V42L193 43V42H195V40H196V42H195V44H194V46H197V48H195L196 49V53L195 52H192V55H194L193 53H195V55L193 56V57H196L195 59H198V60H200L201 61V63L200 64H203L204 62H207V60H211V63L212 62H214V66H216V69L217 70H215V71H219V76L217 75V73H216V75L215 76H218V78L216 77H214L215 79L213 80V81H215V83H214V85H216V86H214L213 88H214V90L216 89V87L218 88V86H219V88L218 89H223V92L222 93H224L223 95H225L226 94V92L227 91H229V96H230V92L232 93V92H234V90L236 89V88H239L240 87V89H241V86H243V85H249V84H251V83H254V84H256L257 82H259L260 81V78L259 77H263V76H260L259 74H258V72L256 73V75H252L251 77H248V76H250V74H253V73H255L254 71H253V73H250L247 77L248 78H246L245 79V76H243V78H239V76H241L239 73H242V70L243 71H245V68L244 69H242L243 68V64H244V66H245V64L246 63H244L246 60L247 61H251V62H253L252 61V59L254 60V62L256 61V62H258V61H260L262 64H260L259 65V68L258 69H261V68H263V66H261V65H264V43H261L262 41H264V40H262V39H264V38H262V37H264V34H262L261 35V39L259 38L260 36V33H258L257 31L258 30H256V34L258 33L259 35H257V36H259V37H257V38H259V39H257L256 37V39L252 42V40L250 41L249 39H245L244 38V36L246 35H244V33H246L245 31H247L248 29H246L249 25L251 26L252 25V22H257V19L259 20V21H261L262 23L264 22V16L262 15V14H260V16L262 17H260V16H258V18L255 16L254 18H251L252 16L250 15V18H248L249 17V15L247 14V9H249V8H251V9H253L252 7H254V8H258V7H264V5H262L264 2H263ZM17 2H18V0H17ZM124 2V1H123ZM202 2V1H201ZM212 2V1H211ZM211 2H209V3H211ZM262 2V3H261ZM129 3V2H128ZM203 3H204V1H203ZM12 4V3H11ZM11 4H10V6H11ZM97 4H98V2H97ZM208 4V3H207ZM88 5H89V2H88ZM127 5V4H126ZM212 5V4H211ZM262 5V6H261ZM7 6H9V5H7ZM57 6H58V8H57ZM95 6V5H94ZM121 6H123V5H121ZM125 6V5H124ZM202 6H203V4H202ZM262 7V8H263ZM13 8V7H12ZM4 9H7V8H4ZM109 9H110V11H109ZM136 9V10H135ZM205 9V8H204ZM14 10V9H13ZM13 10H11L10 9V7H9V9H7L6 11H4L5 13L3 14V15H0V44H5V46L7 45V44H9V42H11V41H13L17 36H18V34L20 33V29H22V30H26L29 26H27L26 27V29H25V27H20V29H19V27H18V29H17V27H14V24H12L11 25V23H12V19H13V17L15 16V15H17L19 12L17 11V12H13ZM20 10V9H19ZM51 10V11H52ZM210 10V9H209ZM22 11V10H21ZM54 11H56V12H54ZM60 11V10H59ZM119 11V12H118ZM206 11V10H205ZM208 11V10H207ZM220 11V12H221ZM251 11V10H250ZM261 11V10H260ZM249 12V11H248ZM60 13H61V11H60ZM72 13V12H71ZM88 13V12H87ZM114 13V14H113ZM197 13H198V11H197ZM202 13V12H201ZM208 13V12H207ZM215 13V12H214ZM219 13V12H218ZM209 14V13H208ZM18 15H20V14H18ZM73 15V14H72ZM197 14H195V16L194 17H197L196 16ZM69 16V15H68ZM67 16V17H68ZM74 16V15H73ZM183 17H185V15L183 16ZM191 17V16H190ZM23 18V17H22ZM257 18V19H256ZM261 18V19H260ZM78 19V18H77ZM83 19V18H82ZM253 19H254V21H253ZM49 20H50V18H49ZM49 20H47L48 22H49ZM61 20V19H60ZM64 20V19H63ZM86 20V19H85ZM256 20V21H255ZM11 21V22H10ZM16 21V20H15ZM46 21V20H45ZM78 21V20H77ZM80 21H82V20H80ZM80 21H78L79 23H81ZM104 21L106 22H108V24H105V25H107L106 27H108L109 26V28L107 29V28H105V26H104ZM10 22V23H9ZM35 22V21H34ZM40 22H42V21H40ZM76 22V21H75ZM84 22V20L82 21V23ZM106 22V23H107ZM261 22H260V24H261ZM71 23H73V22H71ZM70 23V24H71ZM77 23V22H76ZM86 23V24H87ZM152 23H154V24H157V28L156 27H154L153 25H152ZM259 23V22H258ZM47 25V24H46ZM68 25V24H67ZM75 25V24H74ZM74 25H71V26H74ZM81 25V24H80ZM130 25H135L137 28L139 27L140 29H141V32L140 33H137L138 35L136 36V34H135V36H133L134 38H132V40L130 41L129 40V42H127L126 40H124V41H126V43H123L124 41L122 40V38H123V36H124V34H125V28L127 27V26H130ZM41 26V25H40ZM79 26V25H78ZM152 26H153V28H152ZM253 26V25H252ZM255 26V25H254ZM260 26H262V25H260ZM33 27H34V25H33ZM75 27V26H74ZM257 27V26H256ZM49 28V27H48ZM47 28V29H48ZM73 28V27H72ZM77 28V27H76ZM104 28H105V31L103 32L104 33V38H105V40L107 39V42L105 41V43H104V47L106 48V49H104L103 48V50H101L100 51V53H97V52H99V49H98V51L97 52H95V50L93 51L92 50V46L91 47H89V44L87 43V45L88 46H86V47H83V49H81L82 47H79L78 45H83V43H85L88 39L87 38H91V36H95L96 34L97 35H100L101 33H99V32H102V29L104 30ZM138 28V29H139ZM156 28V29H155ZM29 29V28H28ZM39 29V28H38ZM78 29V28H77ZM82 29V28H81ZM84 29V28H83ZM107 29V30H106ZM155 29V30H154ZM259 29H261V27L259 28ZM33 30V29H32ZM50 30V29H49ZM196 30V31H195ZM26 31H28V30H26ZM192 31H195V32H198V35H195L194 34V36L196 37L197 36V39H194V40H192L193 38H195V37H191V35H190V33H195V32H192ZM33 32V31H32ZM56 32V31H55ZM83 32V31H82ZM227 32H232V34H233V36H234V34H235V36H236V38H235V40L237 39L238 40V44L239 45H241L240 46V48H239V45L237 46L236 44V48H234L233 46H231V44H230V46L231 47H228L227 45L228 44H226L225 46H223V44H220L219 45V47L221 46V48H219V49H215L214 48V50L215 51H213V52H210L211 50L209 49L208 50V48H211V47H208L209 46V44L211 45V43H213L217 38H220V36H223V35H225V33H227ZM260 32V31H259ZM263 32V31H262ZM43 33H44V35H43ZM57 33V32H56ZM99 33V34H98ZM102 33V34H103ZM127 33V32H126ZM168 33H170L169 34V36L170 37H168ZM72 34L74 35V37L72 36ZM82 34H84V35H82ZM133 34V33H132ZM173 34V33H172ZM197 34V33H196ZM231 34V33H230ZM255 34V35H256ZM127 35V34H126ZM167 35V36H166ZM244 35V36H243ZM101 36V35H100ZM164 36H166V37H164ZM199 36V37H198ZM73 37V38H72ZM113 37V38H112ZM25 38V37H24ZM116 39L115 41H113V39ZM124 38H126L127 40H128V38L127 37H124ZM165 38H166V40H165ZM223 38V37H222ZM19 39H21V38H19ZM87 39V40H86ZM110 39H112V41L110 40ZM55 40V41H56ZM154 40V41H155ZM218 40V39H217ZM216 40V41H217ZM221 40V39H220ZM231 40V39H230ZM236 40V41H237ZM249 40V41H248ZM256 40H258L257 42H255ZM262 40V41H261ZM15 41V40H14ZM19 41V40H18ZM215 41V42H216ZM219 41V40H218ZM217 41V42H218ZM259 41H261V42H259ZM30 42V41H29ZM258 42H259V44L261 43V45H258ZM12 43V42H11ZM10 43V44H11ZM18 43V42H17ZM223 43V42H222ZM24 44L22 43V45L24 46ZM63 44V43H62ZM169 44V45H170ZM234 44V43H233ZM13 45H15V43L13 44ZM84 45H86V44H84ZM167 45V46H166ZM17 45H15V47H16ZM20 46V45H19ZM100 46V45H99ZM10 47H12V46H10ZM21 47V46H20ZM25 47V46H24ZM64 47V46H63ZM75 47H76V49L77 50H74L75 49ZM78 47V48H77ZM113 48V49H108V48ZM238 47V48H237ZM46 48H48V47H46ZM45 48V49H46ZM95 48V47H94ZM146 48V47H145ZM192 48V49H191ZM68 49H69V52H68ZM78 49H80V50H78ZM107 49H108V51H107ZM13 51H11V56L10 57H8V58H5V60L2 62L1 61V63L0 64H3V65H0V66H2V68L3 67H6L7 65H9L10 67L11 66H13V67H15L16 69L17 68H19V70H20V68H22V67H24L25 66V58L22 60L21 59V56H22V58H23V52L22 53H20V51L18 50V47H17V49H12ZM105 50V51H104ZM44 51V50H43ZM142 51V50H141ZM148 51V52H149ZM95 52V53H94ZM181 52V53H180ZM97 53V54H96ZM176 53V52H175ZM42 54V53H41ZM142 54V53H141ZM185 54H187V55H185ZM190 54V53H189ZM27 55V56H28ZM146 55V54H145ZM148 55H150V54H148ZM7 56H8V54H7ZM26 56V57H27ZM29 56H28V59H31V58H29ZM30 56V57H31ZM59 58H58V57ZM180 55H178V57H179ZM182 56V57H183ZM39 57V56H38ZM164 57H166V54L164 55ZM177 57V58H178ZM185 57V58H186ZM188 57H189V55H188ZM191 57V56H190ZM45 58V57H44ZM137 58V57H136ZM136 58H134V59H136ZM145 58V57H144ZM167 59L169 58V57H166ZM165 58V59H166ZM171 59H166L165 61L164 60H160L159 62H161V61H164V62H162V63H159V64H157V66H158V69L157 68H155V69H157V71L159 72V74L160 75H164L165 73H167V71H171V70H173L176 66H175V62H176V60H177V58H172V57H170ZM185 58H184V60H185ZM22 60V61H20V60ZM121 59V58H120ZM123 59V58H122ZM141 59V58H140ZM149 59H150V56H149ZM194 59V58H193ZM249 59V60H248ZM32 60H34V58L33 59H31V60H29V62L30 61H32ZM159 60V59H158ZM26 61H28V60H26ZM35 61V60H34ZM34 61H32V62H30V63H34ZM137 61L138 60H131L130 61V59H129V62H130V64L131 65H136L137 64ZM151 61V60H150ZM200 61H197V62H200ZM246 61V62H247ZM27 63L26 62V65H28V64H30V63ZM128 62V61H127ZM152 62V61H151ZM182 62V61H181ZM190 62V61H189ZM255 62V63H256ZM210 63V62H209ZM36 64V63H35ZM40 64V65H39ZM154 64V63H153ZM205 64V63H204ZM207 64H208V62H207ZM179 65V64H178ZM242 67H241V66ZM255 65V64H254ZM257 65V64H256ZM8 66V67H9ZM122 66V65H121ZM130 66V65H129ZM142 66V65H141ZM197 66H199V65H197ZM138 67V66H137ZM183 67V66H182ZM248 67H250V66H248ZM247 67V68H248ZM252 67V66H251ZM258 67V66H257ZM1 68V67H0ZM15 68H14V70H15ZM122 68V67H121ZM204 68V67H203ZM7 69V68H6ZM13 69V68H12ZM29 69H30V67H29ZM194 69V68H193ZM214 69H215V67H214ZM242 69V70H241ZM258 69H257V71H258ZM87 70V71H86ZM125 70V69H124ZM183 70V69H182ZM255 70V69H254ZM12 71V70H11ZM116 71H118V70H116ZM150 71V70H149ZM250 71H251V69H250ZM81 72V73H80ZM90 72H88V73H90ZM112 72V71H111ZM172 72V71H171ZM188 72V71H187ZM194 72V71H193ZM200 72V71H199ZM113 73V72H112ZM157 73V72H156ZM202 73V72H201ZM211 73V72H210ZM247 73V72H246ZM5 74V73H4ZM8 74V73H7ZM31 74H29V76L31 75ZM117 74V73H116ZM144 74V73H143ZM194 74V73H193ZM198 74V73H197ZM243 74V73H242ZM258 74V75H257ZM39 75L41 76L42 75V77L40 78L39 77ZM61 75V76H60ZM113 75H115V73L113 74ZM125 75V74H124ZM151 75V74H150ZM201 75V74H200ZM204 75V74H203ZM75 76V75H74ZM93 76V77H94ZM209 76V75H208ZM53 77V76H52ZM136 77V76H135ZM163 77V76H162ZM191 77V75L189 76V77H183V79L182 80H180V81H173L172 80V82L170 83L169 82V84H165V85H163V83L165 82L166 83V81L168 82L169 80H164V82L163 81H161L160 80V82L158 81V83H153L152 82V84H150L151 82H149L148 84L147 83H143L144 82V80L146 79H144L143 78V82H140V81H142V78H140L141 80H136L137 78H135L134 80H136V81H132V82H128V81H130V80H128L126 83H124V81L122 82L123 84H121V86H118V87H120L119 89H118V87L116 88V89H118L117 91H113L112 92V90H114V89H112V90H109L108 89V87L106 88V89H104L105 91L103 92L102 91V89H100V92L102 91V94L99 92V95H101V96H97V95H95L96 96V98H94V99H96V100H92L93 102H95V101H97V100H99L100 102L101 101H103L102 103H105L106 104V107L104 108V111L101 113V116H103L101 119L99 118V121L96 119H94L93 117H92V120L91 121H93L92 123H95L96 125H95V128L97 127H99L100 128V125L102 124V122L103 121H105V120H107V119H109L110 117H114V116H119L120 115V113H121V104L123 103V101L124 102H126L127 100H129V98L130 97H132L136 92H138L139 90H140V92H144V102L146 103V106L145 107H147V109H150V113L147 115V116H153V118L155 117V116H162V113H163V111L162 110H160V111H162V113H160V112H156V111H154L153 113L151 112V108H153V106H155V105H158V104H160V103H156L155 104V102H162V104L165 102H167V103H173L172 105H174V102H175V104H177L176 102L177 101H182L183 99H185V100H187L188 99V97H190L191 95L190 94H194V93H196V95H192V96H194L192 99H189V100H191L190 101V103L192 102V105L193 104H197V103H201V102H205V101H207V100H211V96L213 95L212 93H214V94H216L217 92H214L213 91V89L212 90H209V88L211 87V85H212V83H213V81H211L212 83L211 84H209V88H208V85L206 84L204 87L207 89V90H205L204 88V90L202 89V87H203V82H201V80L200 81H196V77H195V80H193L194 79V77L192 78H190ZM202 77V76H201ZM65 78V79H66ZM82 78V77H81ZM84 78V77H83ZM124 78V77H123ZM139 78V77H138ZM208 79H209V77H207ZM206 78V79H207ZM213 78V77H212ZM29 79V78H28ZM78 79V78H77ZM88 79V78H87ZM27 80V79H26ZM68 80V79H67ZM70 80V79H69ZM158 80V79H157ZM197 80H199V79H197ZM203 80V79H202ZM212 80V79H211ZM217 80V81H216ZM19 81V80H18ZM147 81V80H146ZM145 81V82H146ZM151 81H153V80H151ZM204 81V80H203ZM206 81V80H205ZM12 82V81H11ZM10 82V83H11ZM24 82V83H23ZM106 82H107V80H106ZM154 82H156V81H154ZM207 83L209 82V81H206ZM261 82H263V81H261ZM6 83V84H5ZM17 83V82H16ZM87 83H89V81L87 82ZM210 83V82H209ZM219 83V85L217 86V84ZM260 83V82H259ZM67 84V83H66ZM78 84V83H77ZM76 84V85H77ZM84 84H86V83H84ZM12 85V87H10ZM45 85H46V87H45ZM50 85V84H49ZM88 85V84H87ZM110 85V84H109ZM168 86L167 88L166 87H164V86ZM248 85H247V87H248ZM84 85H82L81 86V88L83 87ZM93 86V85H92ZM252 86V85H251ZM92 89V87L91 86H87L86 87V85H85V87H83L82 89L83 90H88V89H90V88ZM250 87V86H249ZM253 87V86H252ZM85 88H88V89H85ZM94 88H95V86H94ZM98 88V87H97ZM246 88V87H245ZM58 89V88H57ZM96 89V88H95ZM218 89H216V91L218 90ZM233 89V90H232ZM243 89V88H242ZM251 89V88H250ZM82 90V91H83ZM97 90V89H96ZM95 90V91H96ZM142 90V91H141ZM224 90H226V92H224ZM232 90V91H231ZM79 91V90H78ZM77 91V92H78ZM169 93V96H167L165 93H167V92ZM236 91V90H235ZM239 91V90H238ZM46 92V91H45ZM47 92L45 93V95L44 96H46V94H47ZM88 92V91H87ZM257 92V91H256ZM59 93H61V96H63L62 98L59 96L60 94ZM64 93V92H63ZM97 93V92H96ZM95 93V94H96ZM221 93V92H220ZM235 93V92H234ZM237 93V92H236ZM251 93V92H250ZM89 94V93H88ZM93 94V93H92ZM143 94V93H142ZM141 94V95H142ZM219 94V93H218ZM218 94L216 95L217 97H218ZM228 94H226V95H228ZM78 95V94H77ZM76 95V96H77ZM82 95V94H81ZM84 95V94H83ZM137 95V94H136ZM225 95V96H226ZM232 95V94H231ZM234 95V94H233ZM236 95V96H235ZM234 95V97H238L237 96V94H235ZM95 96H93V97H95ZM215 96V98H217ZM224 96V97H225ZM229 96H227V98L229 97ZM240 96H241V93H240ZM239 96V97H240ZM59 97V98H58ZM92 97V98H93ZM233 97V98H234ZM238 97V98H239ZM241 97H243V94H242V96ZM240 97V98H241ZM244 97H246V96H244ZM43 98V97H42ZM44 98H46V97H44ZM57 98V99H56ZM143 98V97H142ZM187 98V99H186ZM221 98H222V96H221ZM219 99V100H222V99ZM233 98H230V99H232L231 101H233ZM247 98H249V96H247ZM82 99H84L83 100V102H85V97L84 98H82ZM229 99V100H230ZM245 99V98H244ZM53 100V101H52ZM89 100V99H88ZM189 100H187L186 101V103L189 101ZM214 100V99H213ZM212 100V101H213ZM229 100H226V98H225V100H223L222 102L221 101H218L217 102V104L218 103H224V101H229ZM237 100V99H236ZM248 100V102L250 103V105L248 106L247 105V103L248 102H246ZM246 101H244V103L246 104V107H244V109L243 110H245V108H246V110L245 111H243V110H241L240 112H242V113H244V114H242V115H248V116H250V115H252V118H253V115H261L262 116V114H264V94H262V95H255L254 93H253V95H251V97L249 98V99H247ZM24 101H26L25 102V104H24ZM36 101H37V103H36ZM87 101V100H86ZM90 101V100H89ZM121 101H122V103H121ZM131 101V100H130ZM48 102V101H47ZM116 102V103H115ZM143 102V103H144ZM179 102V103H180ZM184 102V101H183ZM239 102V101H238ZM101 103V104H102ZM120 103V104H119ZM144 103V104H145ZM210 103V102H209ZM213 103V102H212ZM236 103H237V101H236ZM248 103V104H249ZM83 104V103H82ZM81 104V105H82ZM89 104V103H88ZM95 104V103H94ZM142 104V103H141ZM169 104V105H170ZM181 104L182 103H180V106H181ZM214 104H216V102L214 103ZM239 104V103H238ZM86 105V104H85ZM93 105V104H92ZM172 105H170V107H175V106H172ZM179 104H177V106H178ZM189 105V104H188ZM191 105V104H190ZM233 105V104H232ZM180 106L178 107V111H179V113L180 112H182V111H184V110H181L180 111V109H182V108H180ZM199 106H200V104H199ZM79 107V106H78ZM84 107V106H83ZM88 107V106H87ZM104 107V106H103ZM127 107H128V105H127ZM220 107V106H219ZM227 107V106H226ZM180 108V109H179ZM98 109V108H97ZM146 109V108H145ZM156 109V108H155ZM183 109H185V108H183ZM195 109V108H194ZM215 109V108H214ZM231 109H233V108H231ZM174 110H175V108H174ZM173 110V111H174ZM176 110H177V108H176ZM221 110H223V109H221ZM230 110V109H229ZM234 110V109H233ZM147 111V110H146ZM190 111V110H189ZM192 111V110H191ZM207 111V110H206ZM235 111V110H234ZM234 111H232V112H234ZM175 112V111H174ZM177 112V111H176ZM176 112H175V114L174 115H176ZM199 112V111H198ZM213 112V111H212ZM226 112V111H225ZM81 113V112H80ZM148 113V112H147ZM147 113H145V115L147 114ZM168 113V112H167ZM195 113H197L196 111H195ZM6 114H5V116H6ZM74 114V115H75ZM77 114H79L78 112H77ZM76 114V115H77ZM86 114V113H85ZM83 115L84 117L85 116H92V114H87V115ZM177 114H178V112H177ZM184 114V113H183ZM183 114H182V116H183ZM193 114V113H192ZM198 114V113H197ZM234 114H235V112H234ZM233 114V115H234ZM165 115V114H164ZM172 115V114H171ZM179 115V114H178ZM187 115V114H186ZM236 115V114H235ZM234 115V116H235ZM0 116H2V115H0ZM52 116V117H51ZM81 116H82V114H81ZM94 116V115H93ZM207 116V115H206ZM220 116V115H219ZM240 116V115H239ZM28 117V118H29ZM30 117V118H31ZM79 117V116H78ZM145 117V116H144ZM51 118V119H50ZM80 118V117H79ZM82 118L83 117H81V120H82ZM86 118V117H85ZM146 118H148V117H146ZM146 118H145V120H146ZM152 118V119H153ZM176 118V117H175ZM241 118V117H240ZM251 118V117H250ZM72 119V118H71ZM87 119V118H86ZM88 119H91V117L90 118H88ZM87 119V120H88ZM143 119V118H142ZM157 119V118H156ZM229 119V118H228ZM232 119V118H231ZM248 119V118H247ZM9 120H6V121H9ZM84 120V119H83ZM148 120V119H147ZM150 120H151V118H150ZM160 120V119H159ZM187 120V119H186ZM255 119H253V121H254ZM257 120V119H256ZM5 121V120H4ZM5 121V122H6ZM6 122L5 123V126H6V124L8 125L9 123H11V122ZM20 121V120H19ZM46 121V120H45ZM60 121V122H59ZM144 121V120H143ZM152 121V120H151ZM261 121V120H260ZM31 122H32V119H31ZM87 122V121H86ZM106 122V121H105ZM135 122H136V120H135ZM215 122V121H214ZM239 122V121H238ZM237 122V123H238ZM257 122V121H256ZM1 123L2 122H0V125H1ZM30 123V122H29ZM52 123V122H51ZM62 123V122H61ZM91 123V122H90ZM109 123V122H108ZM148 123V121H144V122H142L141 120L139 121L138 120V122L137 123H133L132 125L134 126H132L133 127V129H132V127H131V131H130V133L129 134H127V132H126V137L125 138H123V139H121V140H119V141H121L120 142V144H117L115 147H114V149H109V151H106V150H104L103 149V151H101L100 150V152L98 151L97 153H95L94 152V156H92V157H98V158H100V157H102V156H104L105 158H109L108 159V161L111 159V160H114L115 159V156H116V152H120L123 156H126L125 158H127L128 160H127V163H128V161H129V156H131V155H133L135 152H139L138 151V145H140V142H139V140L141 139L142 140V135L145 133V131H147V129H149L150 127H148V128H146V124ZM246 123V122H245ZM19 124V123H18ZM136 124V125H135ZM149 124H151V122H149ZM187 124V123H186ZM248 124V123H247ZM246 124V125H247ZM250 124V123H249ZM11 125V124H10ZM9 125V126H10ZM20 125V124H19ZM23 125V124H22ZM64 125V127H65V125H67V124H63ZM69 125V124H68ZM71 125V124H70ZM70 125L68 126V127H66V130L67 131H69V130H71V128L73 127V126H71V128H70ZM152 125V124H151ZM217 125V124H216ZM2 126H4L3 124H2ZM2 126H0L1 128H0V130L1 129H3L2 128ZM153 126V125H152ZM225 126V125H224ZM250 126V125H249ZM249 126H246V128L247 127H249ZM12 127V126H11ZM55 127V126H54ZM59 127V126H58ZM77 127V126H76ZM91 127H92V125H91ZM160 127V126H159ZM216 127V126H215ZM6 128V127H5ZM5 128L3 129V130H5ZM35 128V127H34ZM129 128V127H128ZM154 128V127H153ZM191 128V127H190ZM206 128V127H205ZM210 128V127H209ZM238 128V127H237ZM48 129V128H47ZM54 129V128H53ZM182 129V128H181ZM214 129V128H213ZM239 129V128H238ZM263 129V128H262ZM64 130V129H63ZM94 130V129H93ZM96 130H99V129H96ZM154 129H152L151 131H153ZM185 130V129H184ZM225 130V129H224ZM242 130V129H241ZM148 131H150V130H148ZM147 131V132H148ZM198 131V130H197ZM243 131V130H242ZM3 132V131H2ZM29 132V131H28ZM52 132V131H51ZM66 132V131H65ZM65 132H62L61 133V135L62 134H64ZM202 132V131H201ZM234 132V131H233ZM1 133V132H0ZM117 133V132H116ZM58 134V133H57ZM60 134V133H59ZM240 134V133H239ZM241 134H242V132H241ZM246 134V133H245ZM123 135H125V133L123 134ZM87 136V135H86ZM183 136V135H182ZM235 136H237V135H235ZM3 137V139H4V137L5 136H3V134L1 135V137L0 138H2ZM58 137V136H57ZM59 137H60V135H59ZM116 137V136H115ZM237 137H239V136H237ZM241 137H242V135H241ZM247 137V136H246ZM49 138V137H48ZM52 138V137H51ZM50 138V139H51ZM61 138H64V137H61ZM59 139V138H58ZM185 139V138H184ZM186 139H187V136H186ZM198 139V138H197ZM204 139V138H203ZM215 139V138H214ZM213 139V140H214ZM234 139V138H233ZM232 139V140H233ZM237 139V138H236ZM1 140V139H0ZM5 140V142H6V139H4ZM4 140H1V141H3L4 142ZM7 140H9V139H7ZM12 140H13V138H12ZM48 140V139H47ZM51 140H54L55 141V139H54V137L51 139ZM235 140V139H234ZM233 140V141H234ZM238 140V139H237ZM251 140V139H250ZM29 141V140H28ZM45 141V140H44ZM44 141L42 142V146L44 145ZM54 141H50V143H51V145L49 146V147H51L52 146V144H54ZM143 141V140H142ZM172 141V140H171ZM182 141H183V138H182ZM227 141H229V143L227 142ZM226 142H219V143H221L220 145H219V143L218 142H216V144H217V147H219V149H217V151L219 150V151H221L219 154H222L223 153V149H224V147H225V152L223 153V155H224V159L226 158H228V157H230V156H233L232 154H234L233 153V151H229V150H231L234 146H235V150L236 151H238L239 149H240V147H241V145L244 147V141L242 142L243 144H239L238 146H236V141L235 142H232V141H230V140H227ZM9 142H10V140H9ZM14 142V141H13ZM12 142V143H13ZM190 142V141H189ZM215 142H212V146L210 147V149L212 148V147H214V145L216 146V144H215ZM230 142H232L231 144H233L234 143V146H232L231 147V144H230ZM45 143H46V141H45ZM49 143V144H50ZM139 143V144H138ZM182 143V142H181ZM223 143H226V144H223ZM238 143H239V141H238ZM246 143V142H245ZM263 143V142H262ZM47 145H48V142L46 143ZM44 145V146H47V145ZM62 144V143H61ZM82 144V143H81ZM167 144H169V143H167ZM251 144V143H250ZM8 145V144H7ZM65 145V144H64ZM161 145V144H160ZM187 145V144H186ZM252 145V144H251ZM262 145V144H261ZM260 145V146H261ZM23 147H24V145H22ZM44 146H43V150L46 148H44ZM54 146H55V144H54ZM228 146H230V149L228 150ZM249 146V145H248ZM259 146V147H260ZM263 146H264V144H263ZM23 147H21V148H23ZM48 146H47V148H49ZM58 147H60L59 145H58ZM58 147H56V148H58ZM62 147V146H61ZM112 147V146H111ZM195 147V146H194ZM221 147H223V148H221ZM228 147V148H227ZM242 147V148H243ZM84 148V147H83ZM145 148V147H144ZM214 148H216V147H214ZM251 148V147H250ZM263 148V147H262ZM12 149V148H11ZM23 149H25V147L23 148ZM27 149V148H26ZM26 149H25V151H23L22 150V153H19V151H18V157L19 158H17V159H19V160H21L22 161V159L26 162V158L24 157V156H27V155H25V152H26ZM36 149H38V148H36ZM35 149V150H36ZM50 149V148H49ZM49 149H47V151L49 150ZM54 149V148H53ZM209 149V150H210ZM245 149V148H244ZM258 149V148H257ZM15 150V149H14ZM14 150H12V151H14ZM18 150H20V149H18ZM40 151H41V149H39ZM55 150H56V153H57V151L58 150H60L59 148H58V150L57 149H54V150H50V154H51V151H54L55 152ZM61 150H62V148H61ZM171 150H172V148H171ZM181 150V149H180ZM179 150V151H180ZM212 150V149H211ZM246 150V149H245ZM248 150V149H247ZM253 150V149H252ZM261 150V149H260ZM45 151V150H44ZM88 151V150H87ZM140 151H141V148H140ZM163 151V150H162ZM177 151V150H176ZM216 152V149H213V153H215ZM235 151V152H236ZM242 151V150H241ZM258 151V150H257ZM14 152H17L16 150L14 151ZM14 152L12 153V152H10V154L12 153V154H14ZM46 152V151H45ZM45 152H43V153H45ZM54 152H52V153H54ZM59 152V151H58ZM169 152H171V151H169ZM201 152V151H200ZM211 152V153H212ZM263 152H264V148H263ZM38 154H39V152H37ZM47 153V152H46ZM63 153V152H62ZM65 153V152H64ZM140 153V152H139ZM161 153V152H160ZM159 153V157H160V154ZM217 153V152H216ZM237 153V152H236ZM11 154V156L13 157H17V156H15V155H12ZM49 154V155H50ZM55 154V153H54ZM58 154V153H57ZM147 154H148V152H147ZM155 153H153V155H154ZM172 154V153H171ZM209 154V153H208ZM218 154V155H219ZM242 154H244V153H242ZM253 154V153H252ZM7 155H8V157L10 156L9 155V153H7ZM46 155V158H48L49 157V155H48V153L47 154H45ZM47 155H48V157H47ZM92 155V154H91ZM168 155V154H167ZM195 155V154H194ZM201 155H204V154H201ZM235 155V154H234ZM238 155H239V153H238ZM251 155V154H250ZM36 156V155H35ZM52 157L54 156V155H51ZM147 156V155H146ZM236 156V155H235ZM1 157H5V155H2ZM23 157V158H22ZM33 157V156H32ZM104 157H103V159H104ZM117 157V156H116ZM154 157V156H153ZM169 157V156H168ZM202 157V156H201ZM222 158H223V156H221ZM6 158H7V156H6ZM22 158V159H21ZM25 158V159H24ZM29 158H31V157H29ZM38 158V157H37ZM151 158V157H150ZM163 158V157H162ZM172 158H173V156H172ZM199 158H200V156H199ZM216 158V157H215ZM242 158V157H241ZM258 158V157H257ZM262 158V157H261ZM261 158H259V159H261ZM11 159V158H10ZM27 159H28V157H27ZM39 159V158H38ZM102 159V158H101ZM130 159H132V158H130ZM133 159H134V157H133ZM29 160V159H28ZM31 161H28L29 163L31 162L32 163V161L34 160V158H33V160L32 159H30ZM93 160H94V158H93ZM98 160V159H97ZM111 160H110V162H111ZM116 160V159H115ZM115 160H114V164L113 165H115V164H119V163H115ZM119 160V159H118ZM156 160V159H155ZM236 160V159H235ZM4 161V160H3ZM10 161V160H9ZM24 161H22V163L24 162ZM35 161H36V159H35ZM96 161V160H95ZM102 161V160H101ZM121 161H123V160H121ZM133 161V160H132ZM159 161V160H158ZM225 161V160H224ZM240 161V160H239ZM255 161H256V163H255ZM255 161H252L253 162V164L256 166V168H257V171L255 172V174L254 175H251L250 176V172L252 171H249V174L247 173V171H246V169H245V166L244 165H242L241 167H243L244 166V168H242V169H244V170H241L240 172H242V173H244V172H246L245 173V175H243V176H241V175H238V174H241V173H238L237 175L238 176H236V179H240V180H244V183L246 184V186H244V187H246V188H244V189H240L241 191L239 192V193H237L236 192V194L234 193V195H230L229 194V196L228 197H226V198H224V200H226L227 202L224 204V201H223V204L221 205L220 203V207H221V210H219L220 209V207L218 206V205H215V206H213V208L215 207V208H217V206L219 207V213H221L220 215H217L216 213H213L214 215L216 214L217 215V217H216V219L214 218V220H215V222H214V224H210V228H206L207 226H209V225H207L206 226V224L203 226H201V227H205L204 229H205V231H206V229H207V231L205 232L204 230H202L205 234H203V232H202V234H203V239L205 240V238H206V236H207V234H209V233H211V231H213V230H215L216 229V231H226L225 229H228V225H229V223L230 222H232V221H237L240 217H242L241 215H242V213H243V211L245 210V209H248V208H250V209H256L257 208V206H260V204L261 205H263L264 206V160H263V162H259L258 161V163H257V160H255ZM1 162V161H0ZM5 162V161H4ZM24 162V163H25ZM37 162V161H36ZM36 162H34V164L36 163ZM100 162V161H99ZM120 162V161H119ZM130 162V161H129ZM172 162V161H171ZM3 163V162H2ZM9 163V162H8ZM24 163H23V165H24ZM105 163V162H104ZM222 163V162H221ZM227 163V162H226ZM248 163V162H247ZM12 164V163H11ZM110 164V163H109ZM122 164H125V163H122ZM138 164H139V162H138ZM163 164V163H162ZM241 164H243V163H241ZM245 164V163H244ZM31 165V164H30ZM36 165V164H35ZM34 165V166H35ZM150 165V164H149ZM158 165V164H157ZM248 165V164H247ZM249 165H250V162H249ZM10 166V165H9ZM26 166H27V164H26ZM110 166V165H109ZM120 166V165H119ZM146 166V165H145ZM250 166H252V165H250ZM129 167V166H128ZM221 167V166H220ZM240 167V168H241ZM247 167V166H246ZM253 167V166H252ZM40 168V167H39ZM110 168V167H109ZM108 168V169H109ZM117 168V167H116ZM126 168V167H125ZM22 169V168H21ZM133 169V168H132ZM196 169V168H195ZM249 169V168H248ZM247 169V170H248ZM163 170V169H162ZM197 170V169H196ZM214 170V169H213ZM74 171V170H73ZM102 171V170H101ZM113 171V170H112ZM126 171V170H125ZM199 171V170H198ZM201 171V170H200ZM244 171V172H243ZM48 172V171H47ZM215 172H217V171H215ZM89 172H87V174H88ZM91 173H93V172H91ZM128 173V172H127ZM157 173V172H156ZM200 173V172H199ZM209 173V172H208ZM135 174V173H134ZM152 174V173H151ZM162 174H164V173H162ZM193 174V173H192ZM191 174V175H192ZM194 174H195V172H194ZM192 175V177H194V179L192 178V177H190V175L188 176V177H190V182H191V179H193L192 181H195V183L193 182V184H194V186H195V188L193 189V191L191 192V195L194 197V196H202V195H206V193L208 192L209 193V189L211 190L212 189V185H214V184H212L213 182H212V180H211V182H210V180H206V178H205V176H203V172H202V174H201V176H198V175H200V174H196L197 176H195V175ZM249 175V177H247L248 175ZM252 174V173H251ZM90 175V174H89ZM102 175V174H101ZM88 176V175H87ZM111 176V175H110ZM165 176V175H164ZM214 176V175H213ZM49 177V176H48ZM104 177V176H103ZM144 177V176H143ZM163 177V176H162ZM168 177V176H167ZM167 177H166V179H161L160 181H156V182H153V181H155V180H153L152 182H151V180H150V182H149V184L147 185V188H145L144 186V188H145V191H144V189H141V190H143L142 192H141V190H139L138 189V191H140V194L141 195H143V193L144 194H146V193H160L159 195H162L163 197H164V199L163 200H160V199H162L161 197H159V200H160V202L161 201H163L164 203H165V201L167 202V200L169 201V200H171V199H168L169 197H170V194L172 193H174V192H176V191H174L173 190V192H172V189H177V187L178 186H180L181 187V185H182V183H186V186L189 188V186H188V183H189V181H186V180H188V177H187V179H186V175H185V181L186 182H184V180L182 181L181 179L179 180V183H180V181H181V185L179 184H177V185H175V181H174V179H172L171 180V178L170 179H167ZM42 178V177H41ZM45 178V177H44ZM101 178V177H100ZM148 178V177H147ZM158 178V177H157ZM161 178V177H160ZM196 178L197 179H199V178H201L202 179V184H201V181H200V184L198 185V184H196V183H198V182H196ZM224 178V177H223ZM149 179V178H148ZM200 179V180H201ZM159 180V179H158ZM90 181V180H89ZM98 181V180H97ZM24 182V181H23ZM35 182V181H34ZM188 182V183H187ZM215 182V181H214ZM176 183H177V181H176ZM218 183V182H217ZM229 183H230V181H229ZM241 183V182H240ZM12 184V183H11ZM147 184V183H146ZM174 185V186H173ZM198 185V186H197ZM215 185H217V184H215ZM236 185V184H235ZM243 185V184H242ZM146 186V185H145ZM170 186H172V187H175L176 186V188H171ZM185 186V187H186ZM28 187V186H27ZM47 187H49V186H47ZM46 187V184H45V188H47ZM179 187V188H180ZM186 187V188H187ZM231 187H232V185H231ZM100 188V187H99ZM171 188V189H170ZM178 188V189H179ZM181 188H183V187H181ZM180 188V189H181ZM187 188V189H188ZM96 190H98V189H96ZM95 190V191H96ZM189 190V189H188ZM45 191V190H44ZM92 191V190H91ZM94 191V190H93ZM95 191H94V193H95ZM214 191V190H213ZM98 192V191H97ZM100 192H101V190H100ZM104 192V191H103ZM102 192V193H103ZM184 192V191H183ZM93 193V194H94ZM101 193V194H102ZM130 193V192H129ZM128 193V194H129ZM49 194V193H48ZM104 194V193H103ZM102 194V195H103ZM106 194V193H105ZM121 194V193H120ZM132 194V193H131ZM139 194V195H140ZM179 194V193H178ZM212 194V193H211ZM210 194V195H211ZM232 194V193H231ZM100 195V194H99ZM101 195V196H102ZM127 195V194H126ZM125 195V196H126ZM130 195V194H129ZM135 195V194H134ZM154 195V194H153ZM228 195V194H227ZM97 196H98V194H97ZM104 196V195H103ZM131 196V195H130ZM130 196H128V197H130ZM146 196V195H145ZM151 196V195H150ZM174 196V195H173ZM188 196H189V194H188ZM132 197V196H131ZM149 197V196H148ZM191 196H189V198H190ZM203 197H205V196H203ZM206 197H209V196H206ZM205 197V201H207L208 200V198H206ZM157 198V197H156ZM188 198V197H187ZM189 198L187 199V201H189ZM131 199V198H130ZM183 199H184V197H183ZM221 199V198H220ZM81 200V199H80ZM120 200V199H119ZM178 200V199H177ZM193 200H195V199H193ZM61 201V200H60ZM60 201H59V203H60ZM179 201H181V199L179 200ZM178 201V202H179ZM184 201H186V200H184ZM183 200L181 201V202H179V205H181L182 206V204L183 203H185ZM118 202V201H117ZM160 202H158L159 204H160ZM163 202H161V204L163 203ZM172 202V201H171ZM177 202V201H176ZM177 202V203H178ZM216 202V201H215ZM101 203V202H100ZM190 203V202H189ZM63 204H64V202H63ZM62 204V205H63ZM92 204V203H91ZM90 204V205H91ZM94 204V203H93ZM176 204V203H175ZM212 204V203H211ZM215 204V203H214ZM102 205V204H101ZM101 205H94V209H95V211H99V210H101L102 209V206ZM163 205V204H162ZM165 205H166V203H165ZM169 205V204H168ZM174 205V204H173ZM177 205V204H176ZM178 205V206H179ZM184 205V204H183ZM210 205V204H209ZM16 206V205H15ZM120 206V205H119ZM118 206V207H119ZM177 206V207H178ZM110 207V206H109ZM139 207V206H138ZM158 207V206H157ZM163 207H164V205H163ZM167 207V206H166ZM166 207H165V209H166ZM174 207H175V205H174ZM174 207H172L173 209H174ZM177 207H175V208H177ZM180 207V206H179ZM207 207H209V206H207ZM261 207V206H260ZM161 208V207H160ZM171 208V209H172ZM184 208V207H183ZM212 208V209H213ZM214 208V209H215ZM262 208V207H261ZM264 208V207H263ZM91 209V208H90ZM178 209V208H177ZM177 209L175 210L174 209V211H177ZM180 209V208H179ZM217 209H215V210H217ZM258 209V208H257ZM256 209V210H257ZM113 210V209H112ZM115 210V209H114ZM122 210V209H121ZM160 210H162V211H164L163 210V208L162 209H160ZM211 210V209H210ZM218 210L217 211H214V212H218ZM223 210V211H222ZM162 211H160V212H162ZM179 211V210H178ZM206 211V210H205ZM247 211H249V210H247ZM247 211H245V213L247 212ZM259 211V209L257 210V211H255V210H253V212L255 213V214H257V215H259L260 214V212H259V214L257 213ZM103 212V211H102ZM102 212L100 211V214H102ZM110 212H112V211H110ZM167 212V211H166ZM207 212H208V210H207ZM80 213V212H79ZM94 213V212H93ZM126 213V212H125ZM175 213H177V212H175ZM209 213V212H208ZM208 213H206V214H208ZM244 213V214H245ZM248 213V212H247ZM262 213V212H261ZM97 214V213H96ZM106 214V213H105ZM105 214H103V216H102V218L104 219V217H105ZM114 214V213H113ZM147 214V213H146ZM169 214V213H168ZM171 214H173V212L171 213ZM170 214V215H171ZM205 214V215H206ZM243 214V215H244ZM251 214H253L252 212H251ZM250 214V215H251ZM108 215V214H107ZM106 215V216H107ZM111 214H109L108 215V217L110 216ZM174 215V214H173ZM210 215V214H209ZM209 215H207V217L209 216ZM119 216V215H118ZM150 216V215H149ZM176 216H177V214H176ZM176 216H174V217H176ZM203 216V215H202ZM35 217V216H34ZM79 217V216H78ZM81 217V216H80ZM79 217V218H80ZM112 217V216H111ZM114 217V216H113ZM141 217V216H140ZM148 217V216H147ZM179 217V216H178ZM207 217H205V218H207ZM245 217V216H244ZM243 217V218H244ZM249 217V216H248ZM248 217L245 219L246 221L248 220ZM251 217V218H250ZM249 218L252 220L251 222H246L244 219L242 220L241 219V224H239V226H242V224H243V228H245L246 227V229L248 230L247 231V235H244L245 234V232H246V229H243L244 231L241 233L240 232V229H239V227H232V225H231V227H232V229L230 228V225H229V228H230V230H232L231 232H233L234 231V229H235V231H234V233L236 234V235H238V232H240L239 234L240 235H242V237L243 238H245V236H248V237H250V236H252V238L251 239H248L247 241L249 242V241H251L252 239H253V237L255 238V236L256 237H259L258 235H256V233L258 234V233H260L259 232V230H261V228L262 229H264V216H262V218L261 217H255V215H252V216H250ZM254 219H253V218ZM45 218V217H44ZM43 218V219H44ZM76 219H77V217H75ZM74 218V219H75ZM78 218V219H79ZM101 218V217H100ZM144 218H145V215H144ZM159 218H161V217H159ZM168 218V217H167ZM170 218H172V217H170ZM177 218V217H176ZM82 219V218H81ZM81 219L80 220H77L76 221V223L79 221H81ZM110 218H108V219H106V220H109ZM112 219H114V218H112ZM148 219H149V217H148ZM173 219V218H172ZM249 219V220H250ZM33 220H34V218H33ZM46 220V219H45ZM50 220V219H49ZM105 220V219H104ZM115 220V219H114ZM117 220V219H116ZM183 220V219H182ZM201 220H202V218H201ZM204 220H206V219H204ZM248 220V221H249ZM35 221V220H34ZM48 221V220H47ZM67 221V220H66ZM71 221V220H70ZM110 221V220H109ZM145 221H146V219H145ZM175 221V220H174ZM180 221V220H179ZM243 221V222H242ZM81 222H83V221H81ZM102 222H103V220H102ZM108 222V221H107ZM113 222V221H112ZM212 222V223H213ZM244 222H246L245 224H244ZM49 223V222H48ZM170 224V222H167V224ZM199 223H201V222H199ZM206 223V222H205ZM238 223V222H237ZM67 224V223H66ZM71 224L72 225H75V220H74V222H73V220L71 221ZM104 224V223H103ZM166 224V223H165ZM173 224V223H172ZM203 224V223H202ZM233 224V223H232ZM236 224V223H235ZM234 224V225H235ZM72 225H70V226H72ZM78 225H79V223H78ZM99 225H100V223H99ZM98 225V227L97 228H99V230L102 228V227H104L105 225H108V224H105V225H102V223H101V225L99 226ZM155 225V224H154ZM175 225V224H174ZM199 225H201V224H199ZM245 225V226H244ZM111 226H112V224H111ZM198 226V225H197ZM67 227V226H66ZM96 227V226H95ZM101 227V228H100ZM168 227L169 226H161V227H159L160 228V230L161 231H163L164 233H166L167 232V229H168ZM183 227V226H182ZM186 227V226H185ZM200 227V228H201ZM241 227V228H242ZM70 228H72V227H70ZM75 228H76V226H75ZM176 228V227H175ZM179 228V227H178ZM190 228V227H189ZM217 228H218V230H217ZM183 229V228H182ZM185 229V228H184ZM221 229V230H220ZM223 229V230H222ZM238 229V230H237ZM74 229H72L71 230V235L73 236L74 234H73V231ZM77 230V229H76ZM103 230V229H102ZM160 230H159V232H160ZM181 230V229H180ZM187 230H189V229H187L186 228V231ZM192 230H193V228H192ZM242 230V229H241ZM66 231V230H65ZM75 231V230H74ZM80 231V230H79ZM183 231V230H182ZM185 231V230H184ZM184 231L182 232V233H184ZM191 231V230H190ZM216 231H214V232H216ZM236 231H238L237 233H236ZM102 231L100 230V233H101ZM156 232V231H155ZM158 232V231H157ZM200 232L201 231H198L197 232V234L199 233V235H197L198 236V238H196L195 240L198 242V240L197 239H202V238H200ZM230 232V234H233V233H231ZM99 233V232H98ZM97 233V234H98ZM180 233V232H179ZM213 233V232H212ZM227 233V232H226ZM249 233V234H248ZM262 233H264V232H262ZM261 233V234H262ZM162 234V233H161ZM201 234V235H202ZM221 234H222V232H221ZM229 234V235H230ZM233 235V237L234 236H236V235ZM261 234H260V236H261ZM76 235V234H75ZM73 236V237H76V236ZM171 235V234H170ZM210 235V234H209ZM228 235V236H229ZM250 235V236H249ZM253 235H255V236H253ZM94 236V235H93ZM182 236V235H181ZM223 236L224 235H222V238H223ZM225 236L226 237H228L227 236V234H225ZM230 236H232V235H230ZM229 236V237H230ZM18 237V236H17ZM78 237V236H77ZM105 237V236H104ZM123 237V236H122ZM173 237V236H172ZM194 237H196V234H195V236ZM202 237V236H201ZM205 237V238H204ZM215 237H216V234H215ZM218 237V236H217ZM241 237V236H240ZM67 238V237H66ZM71 238V240L73 239L72 237H70ZM221 238V237H220ZM222 238H221V241H222ZM264 238V237H263ZM75 239V238H74ZM104 239V238H103ZM210 239V238H209ZM217 239V238H216ZM240 239H242V238H240ZM247 239V237L245 238V240ZM76 240H77V238H76ZM120 240V239H119ZM203 240V241H204ZM255 240H257V239H255ZM262 240V239H261ZM86 241V240H85ZM94 241V240H93ZM141 241V240H140ZM161 241H162V239H161ZM210 241H212V239H210ZM220 241V240H219ZM236 241H238L239 242V240H237L236 239ZM247 241H246V243H247ZM253 241V240H252ZM260 241V240H259ZM56 242V241H55ZM75 242L76 241H71V244H73V245H75ZM104 242V241H103ZM201 242H202V240H201ZM223 242V241H222ZM244 242V241H243ZM257 242V241H256ZM263 242H264V240H263ZM101 243H102V241H101ZM129 243V242H128ZM139 241L137 240V241H134V242H131L130 243V246L128 247V254H129V259H134V260H137V261H140V259L142 258L141 257V255H142V253H143V249L144 250H146V246L144 247V245L143 246H141L142 248H140V246H139ZM142 243H144L143 241H142ZM176 243V242H175ZM206 243V242H205ZM205 243H203V244H205ZM207 243H209V242H207ZM217 243H219V242H217ZM224 243V242H223ZM222 243V244H223ZM236 243V242H235ZM253 243H254V241H253ZM85 244V243H84ZM193 244H194V242H193ZM203 244H201V245H203ZM215 244V246H217L216 245V243H214ZM221 244V243H220ZM231 244H233V243H231ZM260 244H263V243H261L260 242ZM77 245V244H76ZM87 245H90V244H87ZM94 245H95V243H94ZM97 245V244H96ZM102 244H100V246H101ZM154 245V244H153ZM178 245V244H177ZM200 244H199V246H201ZM256 245H258V247H261V246H259V244H256ZM80 246V245H79ZM169 246V245H168ZM243 246V245H242ZM247 246V245H246ZM252 246V245H251ZM82 247V246H81ZM85 247H87V246H84V248ZM96 248H98L97 246H95ZM103 247V246H102ZM162 247V246H161ZM167 246H165L164 248H166ZM204 247V246H203ZM207 247V246H206ZM218 247H219V245H218ZM245 247V246H244ZM257 247V246H256ZM257 247V248H258ZM264 247V246H263ZM59 248V247H58ZM57 248V249H58ZM65 248V247H64ZM95 248V249H96ZM202 248V247H201ZM211 248V247H210ZM213 248V247H212ZM211 248V249H212ZM254 248V247H253ZM249 249L248 251H249V253H250V251H254V253L253 254H257L258 252H261V251H258L257 253H256V250H257V248L254 250V249ZM55 249V248H54ZM89 249V248H88ZM103 249V248H102ZM169 249V250H168ZM195 249V248H194ZM194 249L193 250H191V254L194 252ZM197 249H198V246H197ZM214 249V248H213ZM216 249V248H215ZM222 249V248H221ZM221 249H220V251H221ZM237 249H240V248H237ZM262 250L263 248H259L258 250ZM99 250V249H98ZM174 249H172V250H170V248L168 247L167 249H165V251H171L172 253H173V255H172V253H171V255L174 257V259H179L180 258V260H181V258H184V256H185V252H184V250L183 251H178V250H174ZM59 251V250H58ZM80 251V250H79ZM100 251V250H99ZM98 251V252H99ZM151 251V250H150ZM209 251V250H208ZM207 251V252H208ZM217 251V250H216ZM225 251H226V249H225ZM236 251H238V250H236ZM236 251H235V253H236ZM247 251V252H248ZM264 251V250H263ZM42 252V251H41ZM67 252V251H66ZM198 252L200 253V251L198 250ZM215 252V251H214ZM218 252V251H217ZM58 253V252H57ZM65 253V252H64ZM83 253V252H82ZM82 253L80 252L79 254H81L82 255ZM124 253V252H123ZM127 253V252H126ZM146 253H147V251H146ZM190 253V252H189ZM189 253H187V254H189ZM199 253H197L196 255H197V257H199L200 259H198V261H197V257L195 256L194 257V259L196 260L195 262H194V264L196 263V264H198V262H199V264H213L212 262H211V260H210V258L211 259H213V257H211V254H209L210 256H205L207 253L206 252H204L203 253V251L201 252L202 254H200L199 255ZM206 253V254H205ZM216 253V252H215ZM221 252H218L217 254H220ZM246 253V252H245ZM9 254V253H8ZM35 254V253H34ZM84 254V253H83ZM86 254V253H85ZM161 254H163V253H161ZM205 254V255H204ZM228 254V253H227ZM247 254V253H246ZM251 254V256H252V253H250ZM258 254H260V256H261V254H262V256H263V258H264V253L263 252H261V253H258ZM257 254V255H258ZM93 255V254H92ZM91 255V256H92ZM199 255V256H198ZM224 255V254H223ZM233 255V254H232ZM245 255V254H244ZM243 255V256H244ZM32 256V255H31ZM45 256H47V255H45ZM80 256V255H79ZM83 256H85V255H83ZM94 256H95V254H94ZM189 256V255H188ZM236 256V255H235ZM243 256H241V257H243ZM261 256V257H262ZM55 257V256H54ZM81 257V256H80ZM96 258L98 257V255L97 256H95ZM172 257V258H173ZM190 257V256H189ZM209 257V258H208ZM217 257H219V256H217ZM217 257H216V259H217ZM256 257V256H255ZM254 257V255H253V257H250V260L249 261H252L251 259H253V258H255ZM260 257V258H261ZM52 258V257H51ZM79 258V257H78ZM83 258V257H82ZM81 258V259H82ZM117 258V257H116ZM215 258V257H214ZM247 258H249V257H247ZM260 258H259V256L256 258V259H254L253 261H255L256 260V263H254V264H264V260L263 261H261L262 260V258H261V260H260ZM87 258H84V260L82 259L81 260V262L82 263H85V261H89V258H88V260H86ZM91 259H93V258H91ZM173 259V260H174ZM190 259H191V257H190ZM193 259V258H192ZM215 259V260H216ZM220 259V258H219ZM222 259H224V258H222ZM232 258H230V260H231ZM163 260V259H162ZM168 260V259H167ZM186 260V259H185ZM189 260V259H188ZM225 260V259H224ZM224 260H223V262L221 261V263H224ZM37 261V260H36ZM77 261H80L79 259L77 260ZM187 261V260H186ZM185 261V262H186ZM194 261V260H193ZM219 261V260H218ZM238 261V260H237ZM244 261V260H243ZM253 261H252V263H253ZM53 262V261H52ZM167 262V261H166ZM225 262H226V264H227V262L228 263H230V261L229 260H225ZM162 263V262H161ZM193 263V262H192ZM218 263H220V262H218ZM220 263V264H221ZM241 263H242V261H241ZM240 263V264H241ZM33 264V263H32ZM163 264V263H162ZM175 264V263H174ZM184 264V263H183ZM191 264V263H190ZM217 264V263H216ZM242 264H244V263H242ZM245 264H247V261H246V263Z\"/></svg>",
    "mask_w": 264,
    "mask_h": 264
}]
</instances>
